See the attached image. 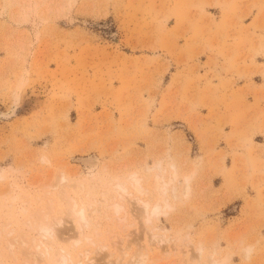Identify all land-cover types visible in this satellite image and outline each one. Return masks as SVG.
Instances as JSON below:
<instances>
[{
	"label": "rangeland",
	"instance_id": "obj_1",
	"mask_svg": "<svg viewBox=\"0 0 264 264\" xmlns=\"http://www.w3.org/2000/svg\"><path fill=\"white\" fill-rule=\"evenodd\" d=\"M83 253L264 264V0H0V264Z\"/></svg>",
	"mask_w": 264,
	"mask_h": 264
},
{
	"label": "bare ground",
	"instance_id": "obj_2",
	"mask_svg": "<svg viewBox=\"0 0 264 264\" xmlns=\"http://www.w3.org/2000/svg\"><path fill=\"white\" fill-rule=\"evenodd\" d=\"M88 160L89 161H93V158L89 157ZM135 182H137V181H135ZM158 185H159V180L157 179L156 181H154L153 186L155 188H158ZM117 188H121L123 191L125 190V187L123 185H121V184H118ZM135 189L137 191H140V188L137 187V186L135 187ZM137 203L142 205L141 206L142 207L141 212L142 213H146L145 211L149 208V203L148 202H142L139 198L137 200ZM160 207L161 206L159 205V203H155V204H153L150 207L149 212L151 211L152 214H156V213H158L161 210ZM73 212L77 214L79 219H84L85 216H84V213H83L82 209L78 210V211H73ZM57 222H59V220ZM33 228L38 230V233H39L40 236L53 233V225L52 224H48V223H44L43 221H39V222L37 221L35 227H33ZM33 228L31 226L28 227V229H31V230ZM84 258H86L85 253H83L81 255L80 259L77 260L76 262H74V264H83V259ZM60 261H61L62 264H68V257L63 254L61 256V258H60ZM210 261H209L210 264H224V262L226 261V256L225 257H221V259L214 258V257L212 258L211 257ZM122 264H127V263H122Z\"/></svg>",
	"mask_w": 264,
	"mask_h": 264
}]
</instances>
